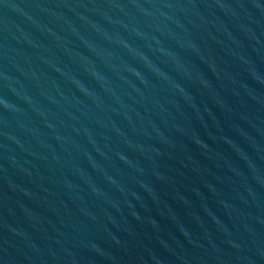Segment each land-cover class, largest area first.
<instances>
[{
	"label": "water",
	"instance_id": "water-1",
	"mask_svg": "<svg viewBox=\"0 0 264 264\" xmlns=\"http://www.w3.org/2000/svg\"><path fill=\"white\" fill-rule=\"evenodd\" d=\"M0 264H264V0H0Z\"/></svg>",
	"mask_w": 264,
	"mask_h": 264
}]
</instances>
